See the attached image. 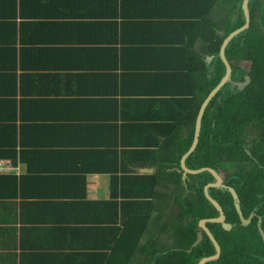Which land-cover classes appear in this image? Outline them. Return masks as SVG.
<instances>
[{"label":"crops","instance_id":"crops-1","mask_svg":"<svg viewBox=\"0 0 264 264\" xmlns=\"http://www.w3.org/2000/svg\"><path fill=\"white\" fill-rule=\"evenodd\" d=\"M225 13L221 0H0V160L14 168L0 174V264H171L187 225L171 218L200 174L184 180L189 150L175 162Z\"/></svg>","mask_w":264,"mask_h":264},{"label":"trees","instance_id":"trees-1","mask_svg":"<svg viewBox=\"0 0 264 264\" xmlns=\"http://www.w3.org/2000/svg\"><path fill=\"white\" fill-rule=\"evenodd\" d=\"M244 0H221L222 16L219 25L209 23L211 33L206 37L204 62V89L199 90L193 115V131L175 164L180 166L181 156L193 143L195 122L203 101L220 83L226 74V66L220 58V48L225 39L245 25L242 10ZM250 28L235 37L226 48V57L232 66V79L236 82L251 77V83L242 91L226 84L209 102L202 119L199 143L187 159L192 170L209 167L220 171L232 170L225 184L233 187L241 202L246 218L255 217L248 227L241 224L234 207L231 193L220 188H211L209 194L220 203L226 221L233 224L230 232L221 224L207 223L219 242L221 256L205 264H264V241L258 228L262 219L264 229V0H250ZM207 59V58H206ZM197 94H195V100ZM190 194L181 198V212L175 223L186 221L187 225L178 234L180 245L173 247L167 258L171 264H198L204 257L216 253L214 244L204 233L202 241L188 250L201 230L199 222L219 216L217 209L206 198L204 187L215 181L209 172L190 175ZM178 235L174 239L177 240Z\"/></svg>","mask_w":264,"mask_h":264},{"label":"water","instance_id":"water-1","mask_svg":"<svg viewBox=\"0 0 264 264\" xmlns=\"http://www.w3.org/2000/svg\"><path fill=\"white\" fill-rule=\"evenodd\" d=\"M249 4H250V0H244L243 5H242V10L245 16V25L236 30L235 32H233L231 35H229L225 41L223 42V45L220 48V58L222 59L223 63L226 66V74L223 77V79L220 81V83L210 92V94L207 96V98L205 99L199 114H198V118H197V125H196V129H195V135H194V140L192 143L191 148L189 149V151L187 152V154L182 158L181 160V169L183 171V176H184V180L187 177L188 174H196V173H202V172H209L212 174V176L214 177L215 181L212 183H208L205 187H204V193L206 198L211 202V204L217 209V211L219 212V216L215 217V218H206V219H202L199 222V227H200V231L197 233V239L196 241L193 243L192 247L190 250H188L189 252H191V250L196 247L203 239L204 233L208 235V237L210 238V240L212 241V243L214 244L216 253L213 256H209V257H204L203 259H201L199 261L198 264H205L207 262L213 261L218 259L221 256V246L219 244V242L217 241V239L215 238V236L212 234V232L209 230V228L207 227V223H217V224H221L222 228L227 231L230 232L233 229V224L226 221V215H225V211L222 208V206L220 205V203L218 201H216L210 194H209V190L211 188H220V189H224L227 190L231 193L232 197H233V201H234V207L239 215V218L242 222L243 225H248V223L250 222L251 218L253 217V215L249 218L246 219L244 217L243 211L241 209V202H240V198L236 192V190L233 187L227 186L224 184V179L222 177V175L220 174L219 171L209 168V167H204L198 170H191L186 166V158L196 149L199 140H200V134H201V125H202V119H203V115L205 113V110L209 104V102L214 98V96L216 95V93L226 84H230L234 87H236L238 90L242 91L243 89H245L250 83H251V77L250 76H245L243 81L240 82H236L232 79V66L230 64V62L228 61L227 57H226V48L229 45V43L238 35H240L241 33L247 31L250 28L251 25V16H250V10H249ZM211 57H209V62L211 61ZM185 186L187 188V181H185ZM259 231L261 233V236L263 238L264 241V229L262 227V219H259Z\"/></svg>","mask_w":264,"mask_h":264},{"label":"built area","instance_id":"built-area-1","mask_svg":"<svg viewBox=\"0 0 264 264\" xmlns=\"http://www.w3.org/2000/svg\"><path fill=\"white\" fill-rule=\"evenodd\" d=\"M13 169L14 168L12 167L9 161L0 160V174H8Z\"/></svg>","mask_w":264,"mask_h":264},{"label":"rangeland","instance_id":"rangeland-1","mask_svg":"<svg viewBox=\"0 0 264 264\" xmlns=\"http://www.w3.org/2000/svg\"><path fill=\"white\" fill-rule=\"evenodd\" d=\"M264 147V146H263ZM264 150V148H262L261 150H260V153L262 152ZM220 174L222 175V177H223V179H226L228 176H229V174L232 172V170H226V169H221L220 171ZM175 220H176V218H175V216H174V213H173V216H172V218H171V222H175ZM175 225V224H174ZM177 245L178 244H174V247H177Z\"/></svg>","mask_w":264,"mask_h":264},{"label":"flooded vegetation","instance_id":"flooded-vegetation-1","mask_svg":"<svg viewBox=\"0 0 264 264\" xmlns=\"http://www.w3.org/2000/svg\"><path fill=\"white\" fill-rule=\"evenodd\" d=\"M224 182H225V179H224ZM224 184H225V183H224ZM225 185H226V184H225ZM227 186H228V185H227ZM252 215H253V217L251 218V220H250V222L248 223V225H243L242 222H241V224H242L244 227H248V226L250 225V223L252 222V220H253V218L255 217L256 214H255V213H252L248 218H246V217L244 216L246 219H249ZM258 228H259V221H258Z\"/></svg>","mask_w":264,"mask_h":264}]
</instances>
